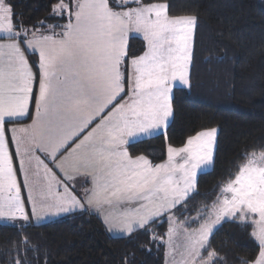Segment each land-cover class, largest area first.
I'll return each instance as SVG.
<instances>
[{"label":"snow or ice","instance_id":"snow-or-ice-1","mask_svg":"<svg viewBox=\"0 0 264 264\" xmlns=\"http://www.w3.org/2000/svg\"><path fill=\"white\" fill-rule=\"evenodd\" d=\"M53 11L61 18L67 12L60 31L58 25L30 31L16 20L9 0H0V218L29 219L10 149L14 143L33 216L51 200L47 206L62 212L93 207L110 227L129 234L147 230L156 217L185 204L195 191L197 170L214 163L216 128L197 132L181 147L169 144L159 163L133 157L125 147L130 138L167 129L173 85L190 84L198 18L171 16L164 0H61ZM131 34L142 36L145 48L129 58ZM25 118L32 123L12 128L9 140L6 125ZM33 160L35 175L43 168L44 181L35 197V182L29 183ZM219 187L207 218L198 215L191 222L197 228H184L186 243L175 245L184 249L181 264H219L217 253L208 250L209 238L225 218L250 224L258 242V256L241 264H264V146L247 152ZM117 207L118 216L108 211ZM177 233L170 225V250Z\"/></svg>","mask_w":264,"mask_h":264},{"label":"trees","instance_id":"trees-1","mask_svg":"<svg viewBox=\"0 0 264 264\" xmlns=\"http://www.w3.org/2000/svg\"><path fill=\"white\" fill-rule=\"evenodd\" d=\"M61 0H9L16 20L46 31ZM171 16L195 15L188 88L173 92L172 121L164 133L128 146L131 156L154 163L170 144L181 147L199 131L218 130L213 167L200 174L187 202L128 237L111 236L90 212L41 225L0 224V264H165L164 240L171 223L188 229L207 218L220 185L233 176L244 155L264 146V2L262 0H164ZM141 39L129 40V58L143 53ZM188 222L187 224L185 222ZM252 226L223 222L209 239L219 264H241L258 256ZM206 256V252L204 253Z\"/></svg>","mask_w":264,"mask_h":264},{"label":"crops","instance_id":"crops-1","mask_svg":"<svg viewBox=\"0 0 264 264\" xmlns=\"http://www.w3.org/2000/svg\"><path fill=\"white\" fill-rule=\"evenodd\" d=\"M75 2H76V0H63V3H65V4L72 3L73 5H75ZM59 3H61V1ZM59 3H57L54 6V8H56V6ZM54 8H53V10H54ZM52 13H53V16H56V17L60 16L59 14L54 13V11H52ZM64 18H65V22H64V25H65L67 23V12L66 11L64 13ZM60 30H61V28H60ZM39 31H44V30H39ZM131 35H132L133 38L137 37V34H131ZM194 38H195V32H194V36H193V45H194ZM138 39H141L143 41L142 36H140ZM36 59H37L36 57H32L33 61H35ZM190 68H191V65H190ZM190 68H189V78H190ZM188 87H189V85H182V84H179V82H176L173 85V92H174V90L176 88H188ZM173 92H172V97H173ZM30 112H31V115L34 117V114H35V106L34 105L32 106ZM171 121H172V117L169 118L168 126L171 123ZM31 123H32L31 119L25 118L22 121V123H10V124H7L6 128L9 130L8 131L9 140H11V135H12L11 134V129L12 128L24 127V126L29 125ZM168 126H167V128H168ZM165 131L166 130H164V132ZM159 134H161V133H154L151 136L139 135L137 137L130 138L129 143L125 147H126L127 151L129 152L128 146L130 144L138 142L140 140H144V139H148V138L154 137V136L159 135ZM217 137H218V130H217ZM15 147L16 146H15L14 143H10V149H11V151L14 154V161L16 162L18 182L21 184V188H22V198L24 199V202H25V211L28 214L29 219L27 221H24V220H21V219L9 220V219H5V218H0V224H14V225L15 224H18V225H30V224H32V225H41V224L53 222L55 220L63 219V218L69 217V216L77 214V213L90 212V213H94V214L98 215L101 218V220L104 223L108 233L111 236H113V237H128L134 232L133 231L131 234H129L126 231H122L117 226H111L110 227L109 224L105 223V218H104L105 214L104 213H101V212L97 211L95 208L89 207L87 205L85 206L84 209L77 208L75 211H72V212H62V211H57L55 206H52V207L47 206L49 204H54L53 201L49 200V201H45L44 202L45 206L42 207V208H38L37 215L33 216L32 215V203L29 200V188L23 186L24 185V175H23V173H21L19 171V157L15 156ZM215 151H216V145H215V150H214V157H215ZM65 155H67V153H65ZM36 157H38L39 159L44 160L45 163L48 164V167L52 168L53 171L58 174V177H63V172H61L59 170V168H57L55 165H53L50 162V158L46 157L44 153L37 152L36 153ZM60 159H63V157H60ZM57 163H59V161H57ZM212 167H213V164L212 165L203 166L201 169H198L197 170V180H198V177L200 176V174L210 171L212 169ZM36 171H37V169L35 167V160H33L32 167H31V170L29 172V183L32 184L33 182H35L33 186L35 187L36 190L32 192V195L34 197L38 195L39 191L44 186L43 168L39 169V173H40L39 176L35 175ZM83 179H84V177L81 176L77 180L76 187H77L78 191L81 190L79 188V184L83 181ZM195 190H196V188H195ZM55 191H56V185H53V192L55 193ZM60 191L61 192L63 191L62 186L60 187ZM178 206H180V205H178ZM173 209H175V208H173ZM173 209L165 211L162 215L156 217L154 219V221L157 220L158 218L166 215L167 213H170ZM121 210H122L121 208L117 207V208L109 209L108 211H110L114 216H118L120 214ZM231 220L241 221L239 219H231ZM227 221H230V220H227ZM171 226L177 227L178 234L181 233L183 235H179V236L174 237V241H173L174 247L171 250L169 249V246H168V243H167V236H166V238L164 240L165 264H181L182 259L185 258V257H182V255H181V253L184 251V249H183V247H175V245H177V244H181L182 245V244L186 243V241H185V235L186 234H185V231H184L185 226H184L183 223H177V222H174V221L171 223ZM192 230L193 229H191V230L189 229L188 232H192ZM178 258H179L180 262H178ZM173 262H175V263H173Z\"/></svg>","mask_w":264,"mask_h":264},{"label":"rangeland","instance_id":"rangeland-1","mask_svg":"<svg viewBox=\"0 0 264 264\" xmlns=\"http://www.w3.org/2000/svg\"><path fill=\"white\" fill-rule=\"evenodd\" d=\"M263 2H264V0H262ZM53 20L52 21H50V22H48V26H51V25H58L59 27H57L56 28V31L58 32V31H60V28L64 25V22H65V18L63 17V18H61L60 16L59 17H56V16H53ZM30 31L32 30V29H29ZM51 29H50V27H48L47 28V30L45 31V32H49ZM37 31H39V30H37ZM232 218H225V219H223V220H221V222L218 224V225H215V227H214V230H213V232L223 223V222H225V221H227V220H231ZM189 230V229H188ZM191 230V229H190ZM179 235H183V234H181V233H177V235L176 236H179ZM178 262H180L179 261V258H178ZM173 263H175V262H173Z\"/></svg>","mask_w":264,"mask_h":264}]
</instances>
